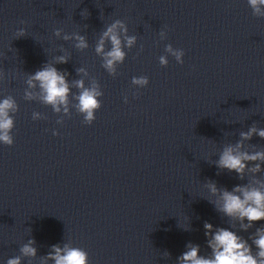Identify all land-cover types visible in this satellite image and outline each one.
Here are the masks:
<instances>
[{
    "label": "clouds",
    "instance_id": "1",
    "mask_svg": "<svg viewBox=\"0 0 264 264\" xmlns=\"http://www.w3.org/2000/svg\"><path fill=\"white\" fill-rule=\"evenodd\" d=\"M252 10V15L257 18H264V0H247ZM90 13L87 9L81 12V16L88 18ZM25 23V21H21ZM26 35V29H18L17 36ZM54 36L63 41H72L75 49L84 51L89 47L85 35L79 32L65 33L63 29L54 30ZM161 41L167 39V32H159ZM138 37L129 35V29L125 21L115 19L108 24L100 33L96 44L95 53L101 58V67L107 73L115 77L118 67L127 58V52L137 44ZM62 55L54 57L52 62L45 63L42 68L34 74H28L25 81L27 87L24 91L26 101H38L45 106H50L55 114L59 115L57 124L64 123V117H71L70 109L83 116V123L91 125L96 119L95 113L102 107L101 97L103 91L101 85L90 77L85 67L76 68L78 79L68 80L69 73L60 71L55 67L57 64H66L69 55L62 46L59 49ZM165 55L159 57V64L166 67L169 63L168 56L174 57L178 64H183L184 50L174 48L172 44H166ZM86 80L88 81L86 85ZM131 84L139 89L149 84L147 76L132 77ZM75 88L77 91L73 92ZM124 102H128V97H124ZM19 111V105L11 95L0 99V143L7 146L14 144L12 135L15 128V115ZM33 120L47 119L40 112L32 113ZM53 135H59L58 131H53ZM254 136L264 139V128L253 123L246 131L239 132V139L235 143H227L223 146L214 164L219 171L227 170L235 172L237 178L244 180L248 177L247 183L235 185L231 190L226 187H218L213 180H208L205 187L214 200H209L214 205L221 217L229 221L239 222V231L248 232L256 222L264 221V178L257 174L264 172V148H257L256 145L248 143ZM232 223L230 227H214L210 222H205L204 235L206 246L210 249V254L204 256L200 254V245L188 242L186 251L177 257V264H264V226L258 227L248 238L238 234ZM191 231V224L183 228ZM31 232V229L29 228ZM251 241V243H249ZM36 241L29 238L19 248V255L9 258L6 264H22L25 259L28 264L37 258ZM255 248V251H253ZM164 257L169 258L171 254L165 250ZM40 264H89L87 251L80 247L73 246L69 242L62 245H51L46 255L39 257Z\"/></svg>",
    "mask_w": 264,
    "mask_h": 264
}]
</instances>
